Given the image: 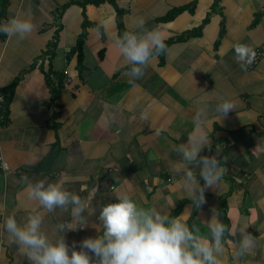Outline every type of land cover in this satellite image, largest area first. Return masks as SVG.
Instances as JSON below:
<instances>
[{
	"label": "crops",
	"instance_id": "crops-1",
	"mask_svg": "<svg viewBox=\"0 0 264 264\" xmlns=\"http://www.w3.org/2000/svg\"><path fill=\"white\" fill-rule=\"evenodd\" d=\"M141 15L167 48L133 79L115 37ZM14 16L35 27L24 39L0 33V94H11L0 103V264H33L9 237L7 215L24 222L40 212L51 240L72 220L70 207L48 211L31 198L25 175L81 196L82 184L99 186L85 223L64 233L70 252L100 234L103 204L128 193L145 207L184 213L204 234L215 212L229 228L225 264L246 225L257 245L241 264H264V55L242 68L234 47H264V0H0V21ZM107 17L114 21L105 28ZM224 99L234 107L218 118ZM205 128L202 154L216 155L226 172L196 206L172 163L175 146Z\"/></svg>",
	"mask_w": 264,
	"mask_h": 264
},
{
	"label": "clouds",
	"instance_id": "clouds-1",
	"mask_svg": "<svg viewBox=\"0 0 264 264\" xmlns=\"http://www.w3.org/2000/svg\"><path fill=\"white\" fill-rule=\"evenodd\" d=\"M114 21L113 17L103 20L107 28ZM34 23L26 17L14 16L0 21V33L24 39L34 29ZM128 73L133 79L144 75L146 67L153 55L166 50L165 37L157 28L147 27V19L143 15L135 17L131 25L115 37ZM235 59L240 66L246 67L256 57L253 46L236 43ZM234 103L224 99L215 107L220 118L233 109ZM205 109L201 108L196 115L198 123L203 124ZM159 135L163 129H157ZM210 136L205 128L197 137H189L187 142L179 143L174 151L179 159L173 161V169L181 174V180L188 189V197L194 205L205 202V187L220 186L226 168L216 155L202 154L209 144ZM192 165L199 167V175ZM28 193L37 199L48 211L57 207L71 208V222L57 225L63 235L56 240L49 239L42 231L44 222L40 212H30L24 222H18L15 215H7L4 226L11 240L20 246L33 264H225V234L229 231L214 212L207 221V234L201 228L189 224L185 214L172 215L156 207H145L130 194L118 195L112 202L103 204L99 213L102 231L95 237L84 238L80 248L73 247L69 251L64 233L81 225L78 221H86L83 215L87 209L90 213L99 186L89 188L82 184L80 191L87 190L86 196L66 189L62 183L48 182L40 179L31 181L27 175ZM82 226V225H81ZM240 238L232 255V264H241V258L257 245L256 237L247 231L246 225L238 228ZM96 257L95 259L93 258Z\"/></svg>",
	"mask_w": 264,
	"mask_h": 264
},
{
	"label": "built area",
	"instance_id": "built-area-1",
	"mask_svg": "<svg viewBox=\"0 0 264 264\" xmlns=\"http://www.w3.org/2000/svg\"><path fill=\"white\" fill-rule=\"evenodd\" d=\"M263 55H264V47H261L260 49H258L256 51V57L253 60V62L251 63V65L256 64L259 61V59L261 58V56H263ZM9 96L10 95L6 94V93L5 94H0V103L6 105L8 103V97ZM1 165L4 167L5 170H8L7 169L8 168V164L6 162H2Z\"/></svg>",
	"mask_w": 264,
	"mask_h": 264
},
{
	"label": "trees",
	"instance_id": "trees-1",
	"mask_svg": "<svg viewBox=\"0 0 264 264\" xmlns=\"http://www.w3.org/2000/svg\"><path fill=\"white\" fill-rule=\"evenodd\" d=\"M101 0H97V2H100ZM175 12L176 11H171L170 13H169V15H168V17H171V16H173V14H175ZM118 19H119V21H120V25H122L123 23H121V21H122V17H121V13L119 14V17H118ZM199 31H201L200 29L199 30H194V32H196V33H199ZM194 32H191L192 34L194 33ZM190 33V34H191ZM83 37H81L80 38V40H79V47H78V51H79V48L81 47V46H83ZM81 55H82V50H80V53H79V56L81 57ZM10 97H11V94H10V96L8 97V101H9V99H10Z\"/></svg>",
	"mask_w": 264,
	"mask_h": 264
}]
</instances>
